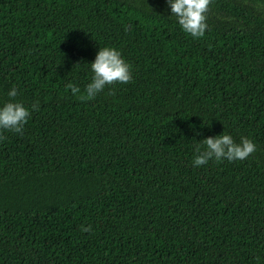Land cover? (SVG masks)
<instances>
[{
    "label": "trees",
    "instance_id": "1",
    "mask_svg": "<svg viewBox=\"0 0 264 264\" xmlns=\"http://www.w3.org/2000/svg\"><path fill=\"white\" fill-rule=\"evenodd\" d=\"M170 16L166 0H0V104L15 85L30 110L0 130V264H264V0H211L198 39ZM104 46L131 80L73 96ZM223 132L255 151L193 167Z\"/></svg>",
    "mask_w": 264,
    "mask_h": 264
},
{
    "label": "clouds",
    "instance_id": "2",
    "mask_svg": "<svg viewBox=\"0 0 264 264\" xmlns=\"http://www.w3.org/2000/svg\"><path fill=\"white\" fill-rule=\"evenodd\" d=\"M210 3L211 0H166L171 12L170 17H174L180 29L193 39L202 38L205 34ZM89 65L92 75L89 82L84 85L83 93L79 86L71 83L67 85L72 95L79 94L80 99H93L107 86L114 83H128L132 78L130 64L115 47H99L95 59ZM6 95L8 100L0 104V130L22 133L23 126L30 116V110L16 100L18 89L15 85ZM38 110L37 102L32 105L31 111ZM255 148V144L248 137L242 136L240 141L236 142L230 134L223 132L196 141L191 163L193 167H201L209 161L243 160L253 153ZM81 230L89 232L91 225L81 226Z\"/></svg>",
    "mask_w": 264,
    "mask_h": 264
}]
</instances>
